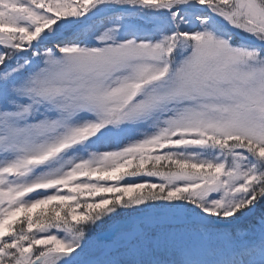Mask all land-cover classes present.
I'll use <instances>...</instances> for the list:
<instances>
[{"label": "snow or ice", "instance_id": "1", "mask_svg": "<svg viewBox=\"0 0 264 264\" xmlns=\"http://www.w3.org/2000/svg\"><path fill=\"white\" fill-rule=\"evenodd\" d=\"M0 264H264V0H0Z\"/></svg>", "mask_w": 264, "mask_h": 264}]
</instances>
